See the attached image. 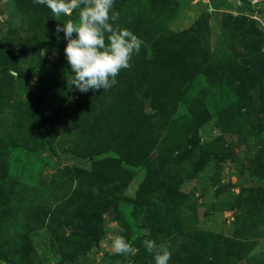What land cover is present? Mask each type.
<instances>
[{"label": "rangeland", "instance_id": "1", "mask_svg": "<svg viewBox=\"0 0 264 264\" xmlns=\"http://www.w3.org/2000/svg\"><path fill=\"white\" fill-rule=\"evenodd\" d=\"M113 7L141 49L81 93L79 9L0 0V264H264V0Z\"/></svg>", "mask_w": 264, "mask_h": 264}, {"label": "clouds", "instance_id": "2", "mask_svg": "<svg viewBox=\"0 0 264 264\" xmlns=\"http://www.w3.org/2000/svg\"><path fill=\"white\" fill-rule=\"evenodd\" d=\"M33 3L47 7L52 17H70L79 9V22L68 19L56 26V32H63L67 41L64 55L72 70L71 84L81 93L110 89L117 83L118 73L131 67L133 55L141 49L143 41L136 34L114 26L120 15L113 7L115 0H33ZM143 245L153 254L154 264H169L172 254L167 247L152 239H145ZM111 249L113 254L135 252L122 236L112 239Z\"/></svg>", "mask_w": 264, "mask_h": 264}]
</instances>
